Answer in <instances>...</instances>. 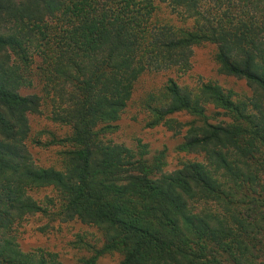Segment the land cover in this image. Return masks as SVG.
Instances as JSON below:
<instances>
[{"label": "trees", "instance_id": "obj_1", "mask_svg": "<svg viewBox=\"0 0 264 264\" xmlns=\"http://www.w3.org/2000/svg\"><path fill=\"white\" fill-rule=\"evenodd\" d=\"M159 1L190 27L153 22L152 0H0V264H59L11 235L47 212L29 194L39 187L58 191L62 219L101 230L102 246L81 264L110 252L119 264H264V0ZM205 42L252 95L170 77L144 101L146 125L181 135L177 150L202 160L168 171L164 150L104 139L142 74L188 68ZM31 45L50 118L71 129L61 169L35 164L26 146L41 105L19 92L31 85Z\"/></svg>", "mask_w": 264, "mask_h": 264}, {"label": "rangeland", "instance_id": "obj_2", "mask_svg": "<svg viewBox=\"0 0 264 264\" xmlns=\"http://www.w3.org/2000/svg\"><path fill=\"white\" fill-rule=\"evenodd\" d=\"M152 3L154 5L153 22L158 19L160 22H169L182 27H190L192 24L191 19L179 17L165 3L159 0H152ZM36 48V45L30 46V50L33 51V62L28 76L31 85L19 89L23 95L35 93L41 98L39 111L28 115L30 130L26 146L35 164L61 169L64 153L71 148V145L62 139L71 133V129L50 118L51 106L43 96L38 76L34 72L41 60ZM215 51L216 45L213 43L194 45L188 68L148 71L142 74L135 82L132 96L120 118L115 122V131L107 133L104 139L123 143L134 149L140 141L147 145L148 156L164 150L165 169L168 171L180 167L187 160H202V153L177 150V145L182 141L181 135L162 125L154 127L146 125L148 111L144 108V101L150 94L158 93L170 77L181 86L190 89H196L202 83L213 82L224 89L236 92L239 96L252 95V88L246 80L219 71L214 58ZM209 108L211 116L217 109L212 106ZM179 119L189 121L191 117L183 115ZM211 121L216 120L211 119ZM29 194L45 206L47 212L28 215L13 226L11 235L14 236L21 250L53 253L59 264H81L83 259L93 256L102 246L104 237L98 227L77 219L65 220L57 215L60 203L58 191L51 187H39L30 190ZM121 258L118 252L105 253L97 257L96 264H119Z\"/></svg>", "mask_w": 264, "mask_h": 264}]
</instances>
